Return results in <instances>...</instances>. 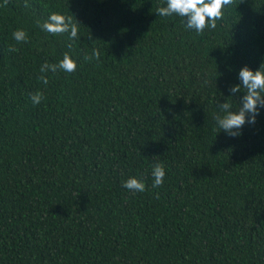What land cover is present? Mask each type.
I'll use <instances>...</instances> for the list:
<instances>
[{
    "label": "trees",
    "instance_id": "16d2710c",
    "mask_svg": "<svg viewBox=\"0 0 264 264\" xmlns=\"http://www.w3.org/2000/svg\"><path fill=\"white\" fill-rule=\"evenodd\" d=\"M28 3L0 7V264H264V107L238 137L215 119L264 64V0H234L203 34L159 16L167 0ZM53 12L79 38L43 31ZM66 52L77 70L45 85Z\"/></svg>",
    "mask_w": 264,
    "mask_h": 264
},
{
    "label": "clouds",
    "instance_id": "9594fccd",
    "mask_svg": "<svg viewBox=\"0 0 264 264\" xmlns=\"http://www.w3.org/2000/svg\"><path fill=\"white\" fill-rule=\"evenodd\" d=\"M8 3L9 0H3L0 7H6ZM233 3L234 0H167V6L157 9V14L164 17L178 15L184 18L182 23H184L185 30H195L196 33L203 34L205 29L214 30L217 27V21L223 19L224 9ZM30 6L28 0H25L24 7ZM37 23L43 31L49 34L61 35L70 33V40L79 38V22L77 20L74 21L72 15L53 12L43 23L40 21H37ZM12 36L17 44L29 42L28 33L23 29H17L13 32ZM68 47L71 48L72 45L69 44ZM9 51L16 52L19 49L15 45H11L9 46ZM93 58L99 61V49L94 48L92 56L86 55L84 60L91 61ZM77 67V60L73 59L66 52L58 63L49 64L45 62L41 65L39 79L47 85L49 79L46 74L49 71L52 73H56L57 71L73 73L77 70ZM238 78L242 81V85L231 86L229 91L235 95L240 93L242 88L245 90L242 106L240 105L238 111H233L232 105L226 101L219 106L224 115H217L215 117L219 128L232 137H238L242 134L239 130L245 123L255 124L260 107H264V64L256 71L251 70L247 66L243 67L239 72ZM29 98L33 106H36L44 100V94L37 91L29 94ZM152 176V187H161L166 176L163 163L153 165ZM123 186L134 193H143L146 190L145 182L135 177L124 181Z\"/></svg>",
    "mask_w": 264,
    "mask_h": 264
}]
</instances>
